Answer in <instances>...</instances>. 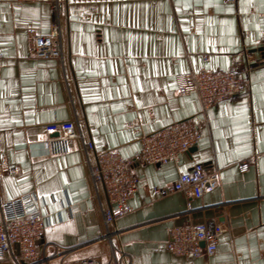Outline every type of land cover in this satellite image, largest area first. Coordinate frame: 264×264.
I'll list each match as a JSON object with an SVG mask.
<instances>
[{"label": "crops", "instance_id": "0c3cea01", "mask_svg": "<svg viewBox=\"0 0 264 264\" xmlns=\"http://www.w3.org/2000/svg\"><path fill=\"white\" fill-rule=\"evenodd\" d=\"M56 23L62 60L33 56L28 31ZM263 36L264 0H60L58 11L51 0H0V201L36 197L48 215L45 264L108 262L113 249L127 264H187L166 249L170 229L214 219L226 230L211 264H264ZM201 67H249V88L204 109L178 81ZM192 116L201 141L178 164L138 165L132 210L104 237L79 142L45 126L76 119L97 150L135 156L142 135ZM197 162L220 169L214 191L154 194Z\"/></svg>", "mask_w": 264, "mask_h": 264}, {"label": "built area", "instance_id": "2783aa9c", "mask_svg": "<svg viewBox=\"0 0 264 264\" xmlns=\"http://www.w3.org/2000/svg\"><path fill=\"white\" fill-rule=\"evenodd\" d=\"M59 10L60 0H51ZM233 2L234 0H228ZM30 52L38 58L62 60L63 44L58 23L52 25L49 34L28 31ZM264 45V36H263ZM249 67L241 72L226 69L201 67L179 75L181 93H198L204 109L228 98L246 92L249 88ZM47 131L59 133L60 140L75 139L84 155L90 181L98 196L107 237L118 218L132 210L131 200L139 189L140 178L134 169L141 163L178 164L181 155L197 146L202 139L200 122L192 116L174 121L140 138L141 149L135 156H124L118 149L97 150L91 139L83 136L79 122L70 119L45 126ZM220 169L212 164L194 163L188 171L166 185L153 187L157 197L182 192L188 198H202L216 188ZM103 189L105 202L100 197ZM48 224L32 194L0 201V258L9 257L15 264H45L49 255L40 254L38 242L43 238ZM226 225L214 219L211 222L185 223L172 227L166 249L187 259V264H211ZM205 257L199 261L200 257ZM79 264H127V257H119L113 249L108 262L88 258Z\"/></svg>", "mask_w": 264, "mask_h": 264}, {"label": "snow or ice", "instance_id": "6c2138e0", "mask_svg": "<svg viewBox=\"0 0 264 264\" xmlns=\"http://www.w3.org/2000/svg\"><path fill=\"white\" fill-rule=\"evenodd\" d=\"M217 10L219 11L221 9V6L219 4L216 5ZM223 10L227 11V12H231L233 9L229 6V7H225ZM242 11L244 10L243 8L241 9ZM243 109H241L242 111Z\"/></svg>", "mask_w": 264, "mask_h": 264}]
</instances>
